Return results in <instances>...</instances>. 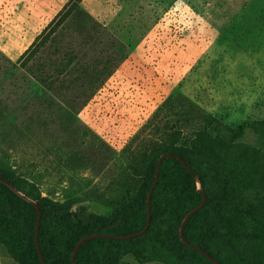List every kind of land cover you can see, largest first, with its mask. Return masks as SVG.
<instances>
[{
  "label": "rangeland",
  "instance_id": "374dc122",
  "mask_svg": "<svg viewBox=\"0 0 264 264\" xmlns=\"http://www.w3.org/2000/svg\"><path fill=\"white\" fill-rule=\"evenodd\" d=\"M258 121L264 0H0V168L33 195L107 216L140 186L142 139L258 148Z\"/></svg>",
  "mask_w": 264,
  "mask_h": 264
},
{
  "label": "trees",
  "instance_id": "16d2710c",
  "mask_svg": "<svg viewBox=\"0 0 264 264\" xmlns=\"http://www.w3.org/2000/svg\"><path fill=\"white\" fill-rule=\"evenodd\" d=\"M251 128L260 140L258 148L225 141L206 129L194 131L187 140H182L180 130L160 131L158 140L142 139L143 146L133 157L141 161L140 186L129 204L107 216L33 195L1 168L0 180L38 205L37 240L44 264H120L126 255L139 264H213L192 246L218 264H264V121L253 122ZM164 154L180 157L188 169L174 157L162 160L146 230L131 239H88L72 263V253L85 236H124L145 227L147 193ZM200 189L206 201L184 225L185 244L179 228L185 215L200 204ZM36 219V208L0 182V246L16 264H41Z\"/></svg>",
  "mask_w": 264,
  "mask_h": 264
},
{
  "label": "water",
  "instance_id": "95a60500",
  "mask_svg": "<svg viewBox=\"0 0 264 264\" xmlns=\"http://www.w3.org/2000/svg\"><path fill=\"white\" fill-rule=\"evenodd\" d=\"M176 158L186 169H188V167L184 164V162L180 159V157L178 156H174V155H171V154H164L162 155L158 162H157V165H156V169H155V176H154V180L148 190V193H147V197H146V201H147V222H146V225L145 227L138 233L136 234H130V235H124V236H110V235H98V234H92V235H88V236H85L83 237L81 240H79L78 244L76 245L73 253H72V256H71V261L72 263H74V256H75V253L77 251V249L79 248V246L86 240L88 239H91V238H97V237H109V238H115V239H131V238H135L139 235H141L145 230L146 228L148 227V224H149V202H150V196H151V193H152V190L156 184V181H157V178H158V173H159V169H160V165H161V162L163 159L165 158ZM1 183H3L5 186H7L10 190H12L15 194L19 195L22 199L26 200L27 202L31 203L35 208H36V211H37V219H36V225H35V246H36V250L38 252V256L41 260V264H44L43 261H42V256H41V253H40V249H39V245H38V240H37V235H38V228H39V217H40V214H39V209H38V205L36 204V202L30 200L29 198H27L26 196H24L23 194L19 193L16 189H14L12 186H10L9 184H7L5 181L3 180H0ZM201 190V193H202V200L200 202L199 205H197L196 207H194L192 210H190V212H188L181 225H180V228H179V237L181 239V241L185 244H188L184 238H183V228H184V225L185 223L187 222V220L189 219V217L194 214L195 212H197L198 210H200L202 208V206L204 205L205 201H206V196H205V193L202 189ZM190 245V244H189ZM192 246V245H190ZM193 248L199 250L206 258H208L213 264H218L215 260H213L208 254H206L203 250H201L200 248L196 247V246H192Z\"/></svg>",
  "mask_w": 264,
  "mask_h": 264
},
{
  "label": "crops",
  "instance_id": "0c3cea01",
  "mask_svg": "<svg viewBox=\"0 0 264 264\" xmlns=\"http://www.w3.org/2000/svg\"><path fill=\"white\" fill-rule=\"evenodd\" d=\"M0 264H16L0 246Z\"/></svg>",
  "mask_w": 264,
  "mask_h": 264
}]
</instances>
